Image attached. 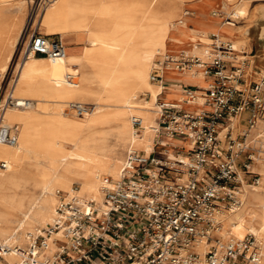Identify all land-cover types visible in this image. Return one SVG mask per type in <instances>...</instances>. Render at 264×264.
<instances>
[{"label": "bare ground", "instance_id": "6f19581e", "mask_svg": "<svg viewBox=\"0 0 264 264\" xmlns=\"http://www.w3.org/2000/svg\"><path fill=\"white\" fill-rule=\"evenodd\" d=\"M221 2L227 19L221 34L213 35L229 43L236 54L242 51L247 34L236 36L231 27L235 20L248 17V0ZM36 3L0 0V81L11 68L23 36L27 8ZM185 4V0H52L35 20L33 26L43 35H85L87 45L76 58L66 54L49 59L24 51L10 91L0 102L2 107L9 98L29 101L24 109H0V124L18 127L14 146L0 143V161L6 164V169H0V245L7 249L1 254L10 264L22 263L16 247L25 250L30 237L44 234L52 223L57 192L102 204L103 180L110 178L112 186L121 178L125 152L146 155L152 150L161 85L152 83L150 74L157 62L170 54L169 46H185L182 53L202 63L212 55V40L205 33L198 37L191 29L186 41L171 36L188 29ZM260 39L264 40V26ZM68 73L78 75L76 86L66 82ZM187 73L206 80L198 69ZM186 101L200 108L204 98ZM72 104L88 105L91 110L83 116L66 113ZM133 117L141 119L140 134L134 132ZM239 124L238 118L233 120L235 132ZM250 135L260 138L255 143L260 157L252 169L261 174V181L252 188L244 185L241 207L219 212L217 234L222 244L254 235L261 247L258 264H264V123L258 121ZM169 155L173 157L171 151ZM59 238L60 234L48 237L44 255L53 254V242ZM209 246L204 242L195 246L201 258Z\"/></svg>", "mask_w": 264, "mask_h": 264}, {"label": "built area", "instance_id": "2783aa9c", "mask_svg": "<svg viewBox=\"0 0 264 264\" xmlns=\"http://www.w3.org/2000/svg\"><path fill=\"white\" fill-rule=\"evenodd\" d=\"M52 0H43L42 6ZM39 7V5H37ZM39 9V8H38ZM37 10V8H36ZM212 55L202 63L198 57L181 53L177 59L166 55L150 74L152 83L162 84L164 73H186L198 69L209 79L204 90L183 89L188 100L204 98L200 110L192 112L177 103H157L155 147L150 156L129 150L123 163L122 176L112 186L105 178L102 204L57 192L55 216L43 233L31 236L21 253L20 264H258L261 247L252 234L242 239L220 243L219 212L235 211L242 205L244 185L255 187L261 175L252 166L260 153L255 148L259 137L250 135L258 121L264 123V80L253 83L249 92L241 87L244 61L236 63L229 43L211 35ZM67 45L59 36L31 34L29 53L49 59L66 56ZM66 82L78 84V75L68 73ZM29 101L9 98L7 106L24 109ZM67 109L83 116L88 105L72 104ZM249 117L244 122V115ZM238 118L239 132L233 120ZM135 134H140L141 119L132 118ZM241 132V133H240ZM184 136L183 146L162 145L161 137ZM18 127L0 124V143L14 146ZM187 150L183 152L184 147ZM261 149V148H260ZM173 153L170 157L169 152ZM0 169L6 164L0 161ZM77 188V186H76ZM54 240L51 256L43 252L48 237ZM210 244L201 258L195 246ZM7 248V247H5ZM4 249L0 245L1 254ZM3 264V263H2ZM18 264V263H16Z\"/></svg>", "mask_w": 264, "mask_h": 264}, {"label": "rangeland", "instance_id": "374dc122", "mask_svg": "<svg viewBox=\"0 0 264 264\" xmlns=\"http://www.w3.org/2000/svg\"><path fill=\"white\" fill-rule=\"evenodd\" d=\"M9 1L10 3H13V2L15 3V0H9ZM185 1H186V4L184 6V11L186 13L185 17L190 20L188 21V25L190 27H197V26L199 27L202 24L211 23V24H215L218 26L213 31L215 32L219 28V26H222L225 23L227 19V15L221 12V10H223V6L221 5L222 3L221 0H185ZM38 3H40V0H37L36 4H32V5L29 4L27 8L26 15H25V26H24L23 34H22L23 36L21 37V40L19 41L18 46L15 50L14 59L11 64V68L9 69L7 73L3 75L0 81V85H1L0 102L4 101V99L6 98V96L8 95L10 91L12 81L15 79L16 65L21 62V59L24 56L23 55L24 51L28 50V45L30 42L31 34L34 31H38L37 27H34L33 25H34L35 20L39 19L40 15H42L44 11V6L41 5L37 7ZM248 4H249L247 6L248 17L245 19L235 20L234 21L235 25L231 27L232 31L237 34L243 33V31L244 32L246 31L247 38L252 41V46H253L252 55L255 56L254 58L247 57V56H250L247 53H242V52H245V50L244 51L242 50L241 52L235 54L236 56H238L236 63L238 64V63H241V61H244V64H245V69H244L245 84L241 88L247 92H249V88L251 87L253 83H260L262 80H264V69H263L264 68V40L260 39V30H261V27L264 26V0H248ZM4 12L5 14L9 13L8 10ZM190 30L191 29H187L185 31L188 32ZM203 33L201 32L200 36L198 35L197 36L201 37ZM83 36L86 39V36L85 35ZM171 36L179 38L178 35H176L175 33H172ZM209 37L211 38V36ZM71 48H72L71 46H68V51L66 52V54L70 53L69 49ZM168 49H173V47L169 46ZM169 55L172 56L171 54ZM174 56L178 57L179 55H174ZM173 72H176V71H173ZM166 78L167 79L170 78V75L168 74ZM263 96H264V92H263ZM147 98L148 97H146V99ZM158 102H162V101H158ZM187 108H189V110H194L196 106L192 105V107H187ZM65 112L73 113L74 111L66 108ZM248 117H249L248 113L244 115V122ZM244 124L238 125L237 132L243 129ZM169 141L177 142V143H184L185 137L176 136L174 140H169ZM186 150H187V146L184 147L183 152H185ZM76 186L77 185H75V188ZM2 263L10 264L9 261H7L6 259H3Z\"/></svg>", "mask_w": 264, "mask_h": 264}, {"label": "crops", "instance_id": "0c3cea01", "mask_svg": "<svg viewBox=\"0 0 264 264\" xmlns=\"http://www.w3.org/2000/svg\"><path fill=\"white\" fill-rule=\"evenodd\" d=\"M187 23V28L188 29H193L197 32L196 35L200 36V33L204 32L208 38L210 40H212L209 36L213 35V34H221V26H219V28L213 32L218 26L215 24H202L201 26H197V27H190L188 25V21H190L188 18L185 17L184 19ZM182 30V29H181ZM173 33H175L176 35H178V39H181L182 41H186L189 37H190V33L185 31L184 33L181 31H174ZM55 35H60V34H50L48 36H55ZM72 35V36H71ZM235 35L237 36L238 34L235 33ZM61 36V35H60ZM65 36V37H64ZM70 36V37H69ZM63 38V40L65 41L66 45H67V49L66 52L68 51V46H71L72 48L69 49L70 53H67V57H71V58H76V57H80L85 46L87 45V41L85 39V37L83 35H77L75 33H65L63 36H61ZM176 38V37H175ZM173 47V49H169L171 50L170 54L173 55H180L181 52L183 50H187L185 48V46H180V47H176V46H171ZM243 51L245 50V52L242 53H247L250 56V58H254L255 56L252 55L253 52V46H252V41L249 40L247 38V41L245 43V45L243 46ZM250 50V51H249ZM38 57H42V56H38ZM170 75V78H166L167 75ZM161 85V91L158 95V98L156 101H162V102H167V103H177L181 106L184 107V109H186L187 111H192L195 112L197 110H200L199 107H196L194 110H189V108L187 107H192V105H188L187 101H186V97L185 95L182 93L183 89L185 88H191L192 90H203V89H207L208 85H210L209 79L206 78V80L201 81L199 79H197L195 77V75L191 74V73H179V72H173L172 70H166L164 73V81L162 84L160 83H156ZM149 96H145L144 98H146ZM166 141V144H171V141L169 140H174V138L169 139L166 137H161L160 141ZM178 145H181V143H177L174 142ZM183 145H185L183 143ZM161 148L159 146L155 147L154 144V140H153V145H152V150L146 154L145 156H150L152 154V151H160ZM127 152H125L124 157L126 158ZM124 158V160H125Z\"/></svg>", "mask_w": 264, "mask_h": 264}]
</instances>
